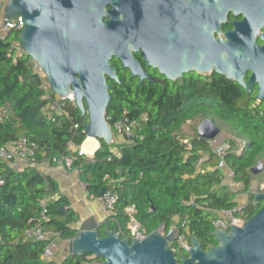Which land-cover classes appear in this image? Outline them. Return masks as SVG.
I'll use <instances>...</instances> for the list:
<instances>
[{"label":"trees","instance_id":"trees-1","mask_svg":"<svg viewBox=\"0 0 264 264\" xmlns=\"http://www.w3.org/2000/svg\"><path fill=\"white\" fill-rule=\"evenodd\" d=\"M20 33L21 30L13 29L0 37V109L7 108L10 113L0 122V147L25 137L36 143L39 151L35 165L21 171L10 170L0 161L4 177V185L0 187V236L4 241L0 246V264H57L41 258L48 241L13 246L25 229L39 221L44 200H47L44 230L62 241L78 235L71 227L77 222L76 213L63 196L50 200L57 194V185L37 169L45 162L55 166L62 159L70 162L71 169L79 171L90 197L98 198L104 188L118 194L114 214L98 227L99 238L104 237L106 230L125 233L129 219L126 210L133 207V218L146 234L161 226H165V234L173 226L182 234L181 225L185 221L189 235L200 242L204 251L217 245L212 222L219 212L238 206L235 201L238 192L221 185L223 174L216 168L217 158L213 154H209L203 166L204 170L210 167V171L196 170L198 151L209 152L207 141L197 133L188 144L178 138L181 128L196 115L215 118L243 139L241 150L225 153L224 161L234 173L233 182L242 186V193H248L243 208L246 221L261 209L263 202L254 200L249 191L254 178L250 170L264 157V108L253 109L245 103L238 85L218 74L195 75L189 85L186 80L183 86L152 84L143 93L138 92L137 85L133 91L131 80L119 75L118 82H110L106 120L111 125L123 110L132 117L147 114L149 123L144 138L132 146H117L118 156L113 154V145L101 141L98 152L89 159L68 151L69 143L79 147L84 141L87 116L71 107L70 120L57 117L51 121L47 117L44 110L54 96L45 91L46 82L33 62L17 51ZM74 124L79 127L75 133ZM172 247L176 249V243ZM101 261L89 254L69 255L60 264Z\"/></svg>","mask_w":264,"mask_h":264},{"label":"water","instance_id":"water-1","mask_svg":"<svg viewBox=\"0 0 264 264\" xmlns=\"http://www.w3.org/2000/svg\"><path fill=\"white\" fill-rule=\"evenodd\" d=\"M109 2L7 0L3 11L5 21L15 16L23 19L17 44L45 77L51 94L64 98L71 90L75 108L82 116H87L80 151L88 139L94 140L95 144L88 147L89 153L82 152L85 157H94L101 141L108 146L113 143L106 120V109L111 100L106 76L118 81L110 61L117 58L125 68L128 60L125 45L112 42V25L105 12ZM218 47L211 43L209 56H195L193 71L200 74L214 72L236 82L249 93L252 82L261 81V78L255 79L252 75L244 82L242 72L218 56ZM255 67L257 71L263 70L264 61L256 62ZM167 79L175 80L173 77ZM256 99H264L261 82ZM197 136L214 141L219 136V129L207 118L197 127ZM263 169L259 161L250 173L257 176ZM105 191L102 189L98 198ZM254 198L263 202L261 209L241 227L229 226L228 232L215 230L212 235L217 245L206 251L192 235L188 236L187 255L176 251L172 246L180 234L177 227L170 228L165 236L154 231L142 241H130L117 235V229L106 230L104 237L99 238V226L87 220L79 224L78 235L68 243L69 254L75 257L89 254L101 259L100 264H264V192Z\"/></svg>","mask_w":264,"mask_h":264},{"label":"flooded vegetation","instance_id":"flooded-vegetation-1","mask_svg":"<svg viewBox=\"0 0 264 264\" xmlns=\"http://www.w3.org/2000/svg\"><path fill=\"white\" fill-rule=\"evenodd\" d=\"M105 12L112 42L123 43L128 56L125 68L117 58L110 61L117 80L119 75L131 80V87L143 93L152 84L183 86L186 80L189 85L195 75L216 74L195 73L192 66L195 56H209L214 43L218 56L241 71L244 82L252 75L261 78L252 82L249 93L230 82L241 88L251 108H264V99H256L264 69L255 67L264 61V0H110ZM110 82L118 81L106 76L109 87Z\"/></svg>","mask_w":264,"mask_h":264},{"label":"built area","instance_id":"built-area-1","mask_svg":"<svg viewBox=\"0 0 264 264\" xmlns=\"http://www.w3.org/2000/svg\"><path fill=\"white\" fill-rule=\"evenodd\" d=\"M7 0H0V22L1 26H3L0 31V37L4 36L6 32L9 30H22L23 28V19L19 16H15L12 19L5 21L3 19V11L6 5ZM16 49L20 52V48L18 44L16 45ZM34 64V63H33ZM35 66V70L38 68ZM45 91L48 92L49 87H44ZM50 91V90H49ZM71 107H75L72 98V92L69 90V94L64 97L54 96L45 107L44 112L47 117L54 121L57 117H65L70 120V114L68 109ZM10 113L7 108L0 109V122L9 117ZM149 123V117L147 114H141L135 117L129 115L127 110H123L118 118L112 122L110 126L112 135H113V143L115 146V150H113V154L118 156L117 146L119 145H128L132 146L135 143L142 141L144 138V132ZM189 123V121L187 122ZM78 125L74 124L72 130L74 133L78 131ZM183 141L184 144H188L189 140L179 138ZM209 152L204 150L198 151V161L196 163V170L200 173H204V171H210L211 168L203 169L204 163L208 160L209 154H213L217 158V169H219L223 178L221 181V185H231L233 184L234 173L230 166H228L224 161V156L226 153V147L221 146L217 139L214 141H207ZM39 151V147L36 143L28 140L25 137H20L16 140L9 142L8 144L0 147V161L3 163H15L17 165L23 166L24 169L26 166L35 165V157L37 152ZM68 151L72 153H77L79 156L85 157L80 151V146L75 147L73 143H69ZM92 159L93 157H86ZM111 161L110 159H108ZM60 161H68L67 159H62ZM21 169V170H22ZM20 170V171H21ZM19 171V170H17ZM79 172V171H78ZM108 177H105L107 180ZM4 185V177L0 172V187ZM264 192V185H261L258 189L256 187L252 188L249 191V195L254 198L255 195H259ZM101 204L103 206V210L112 216L114 214V208L118 201V194L113 189H107L102 197L99 198ZM255 200V198H254ZM47 204V200L42 202V213L40 215L39 221L33 226L25 229L21 235L20 239H17L13 242V246H17L23 242H42L48 241L49 245L45 249L42 254L43 261H52V247L54 246L55 240L58 238L57 235L53 234L50 231L44 230L42 223L46 220L45 214V206ZM251 204L254 206V201H251ZM244 205H238L232 210H224L217 214L216 218L212 222V227L215 230H221L224 232L229 231V226L232 227H241L242 224L246 221L247 214L244 212ZM134 209L129 208L126 210V214L129 219L126 225V232L123 233L121 230H117V235L123 236L124 238L129 239L130 241H142L146 238L148 234L141 228L140 224L136 222L133 218ZM183 228V233L179 234L176 245V251H184L188 252L190 248V243L187 240L189 233L187 231L186 222L184 221L181 225ZM158 234L161 236H165V226H161L156 230ZM72 240V239H71ZM68 240L67 242H71ZM4 244L3 239L0 236V246Z\"/></svg>","mask_w":264,"mask_h":264},{"label":"crops","instance_id":"crops-1","mask_svg":"<svg viewBox=\"0 0 264 264\" xmlns=\"http://www.w3.org/2000/svg\"><path fill=\"white\" fill-rule=\"evenodd\" d=\"M2 28L3 26H1L0 22V31ZM112 150H115V146ZM69 164V161H59L55 166H51L47 162L37 166L38 171L42 175L51 178L57 185V194L50 200L53 201L58 196H63L68 201L69 207L76 213L77 222L71 226L76 231L79 224L87 220H92L98 226L104 224L110 217V214L103 210L99 198L89 196L86 185L80 180L79 172L76 169H71ZM5 165L13 171H20L23 168V166L15 163H5ZM225 186L234 192H238L235 200L238 205H244L248 202V193H242V186L240 184L233 183ZM252 188L254 187L251 186ZM52 254V261L57 264L62 263L70 255L68 242L57 238L52 247Z\"/></svg>","mask_w":264,"mask_h":264},{"label":"rangeland","instance_id":"rangeland-1","mask_svg":"<svg viewBox=\"0 0 264 264\" xmlns=\"http://www.w3.org/2000/svg\"><path fill=\"white\" fill-rule=\"evenodd\" d=\"M36 71L40 74L41 78L46 82L45 77L41 74V72L39 70ZM208 119H211L214 125L219 129V136L217 137V142L221 146L226 147L225 149L226 153L229 152L238 153L244 144L243 139L229 126L220 123L215 118H208ZM202 120L204 119L200 115H196L192 120L189 121V123H186L183 126V128H181V130L178 133V138L187 139V140L192 139L196 135L197 127L199 126ZM259 161L262 163L264 167V157H262ZM261 185H264V169L259 175L254 176L251 182V186L256 187V189H258ZM89 264H98V263L93 262Z\"/></svg>","mask_w":264,"mask_h":264},{"label":"bare ground","instance_id":"bare-ground-1","mask_svg":"<svg viewBox=\"0 0 264 264\" xmlns=\"http://www.w3.org/2000/svg\"><path fill=\"white\" fill-rule=\"evenodd\" d=\"M94 140H92V139H88L86 142H85V144L83 145V147H82V152H90V150H89V146L90 145H93L94 146Z\"/></svg>","mask_w":264,"mask_h":264}]
</instances>
